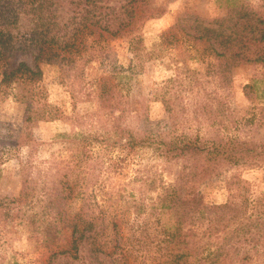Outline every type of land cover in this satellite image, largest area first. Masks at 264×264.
Masks as SVG:
<instances>
[{"label": "rangeland", "instance_id": "rangeland-1", "mask_svg": "<svg viewBox=\"0 0 264 264\" xmlns=\"http://www.w3.org/2000/svg\"><path fill=\"white\" fill-rule=\"evenodd\" d=\"M51 1L45 15L47 22L55 25L52 33L59 44L70 41L77 48L64 53L56 44L45 46L36 88L60 118L48 120L45 112L39 113L38 123L31 127L36 141L33 147H15L10 142L24 126L26 105L17 102L6 86L0 87V264H71L58 254L53 256L67 246L65 236L70 232H55L58 222H53L52 214L43 216L41 204L18 205L13 200L21 198L26 184L52 192L69 185L71 152L59 137L79 133L99 138L110 130L107 123L111 122L108 112L112 107L140 113L141 118L131 113L128 125L135 129L139 119L148 121L155 135L199 137L206 143H264V61H256L264 54L234 46L226 19L232 7L242 4L264 16V0H108L92 8V13H85L89 7L82 0ZM147 9L157 11L144 19L142 13ZM93 14L95 20L102 19V27L111 29L120 28L126 17L132 16L134 36L142 39L147 55L138 60L125 35L111 39L90 22L85 29L79 27L84 15L92 19ZM18 18L15 25L1 28L12 37L14 47L8 49L6 59L11 67L21 61L34 66L31 54L37 51L41 30L30 14L23 11ZM236 52L244 57L234 56ZM90 153L92 163L103 164L102 171L110 161L124 156L126 164L122 172L117 166L118 174L110 178L100 174L99 186L84 183L82 196L67 201L70 220L79 210L87 218L102 209L108 216L104 231L96 230L105 243L99 261L90 258L87 245L82 254L86 259L72 264H169V249L167 243L160 242L164 237L154 225V216L148 233L136 232L139 223L135 222L133 204L128 208L126 200L139 199L141 189H146L140 182L132 183L135 177L158 174L171 184L182 163L166 164L150 150L125 155L97 142ZM236 174L250 183L252 200H264V165L245 164L225 167L188 198L200 196L208 204H223L232 193L230 178ZM126 185V199H110V192L117 195ZM147 195L156 196L149 191ZM145 219L143 215L141 221ZM112 221L118 222V227Z\"/></svg>", "mask_w": 264, "mask_h": 264}, {"label": "trees", "instance_id": "trees-1", "mask_svg": "<svg viewBox=\"0 0 264 264\" xmlns=\"http://www.w3.org/2000/svg\"><path fill=\"white\" fill-rule=\"evenodd\" d=\"M82 1L89 7L85 13H92V8H99L100 3L108 0ZM51 4V0H0V73L2 76L0 87L6 86L17 102L26 105L24 126L16 139L10 141L15 147L34 146L36 141L31 127L38 123L39 113L45 112L48 120L60 118L56 113L57 110L37 92L36 83L42 76L39 63L47 44L58 45L59 49L65 51L64 53H70L71 49L77 47L70 41L59 44L56 35L52 33L55 25L47 22L45 15ZM147 10L146 13H142L144 19L151 18L149 14L154 10L157 11V9ZM23 11L24 15L30 14L36 20L37 29L41 30L39 31L41 41L38 42L37 51L31 54L34 66L21 61L15 67H11L6 56L8 49L14 48L12 37L5 35L1 28L15 25ZM95 17L96 15L93 14V21H90L92 19L84 15L79 27L85 29L88 26L86 22H90L92 26L106 31L111 39L125 35L130 38L129 50L139 58L138 60L147 55L142 39L134 36L132 16H127L126 22L120 28L114 29L109 26L102 27V19L98 17L95 20ZM226 19L229 22L230 36L234 46L264 54V16L259 11L246 4L236 5L229 10ZM79 27H76V31L81 30ZM234 56L244 57L237 52ZM256 61L262 62L264 58L260 56ZM117 110L118 115L115 114ZM131 113L133 112L128 107L110 108L108 121L111 122L107 123L110 130L105 131L99 138L94 134L89 137L79 133L61 135L59 138L71 152L72 162H67L68 170L72 171L71 183L69 185L66 183L53 192L46 187L39 191L36 189L37 186L30 188L26 184L21 198L13 200V203L18 205L41 204L43 216L52 214L53 222H58L59 226L58 224V227L54 226L55 232L61 234L70 232L67 237L65 236L68 241L67 246L53 256L58 254L72 264L86 259L82 254L87 245H90V258L96 261H99L100 256L105 252V243L99 240V232L96 230L103 232L106 228L108 218L106 210L92 212L89 218L81 215L79 210L71 220L66 210V207L68 209L67 201L82 196L86 187L84 183H88L87 186L90 183L99 186L100 174L105 175L107 179L118 174L117 166H121L119 172L124 170L126 156L119 158L117 162L110 161L103 171V164L91 162L90 159L93 157L90 152L97 142L109 150H118L125 155L138 150H150L166 164L182 163L174 183L171 184L165 183L162 176L158 174L135 177L132 183L140 182L146 189L145 191L141 189L139 199L126 200L128 208L133 204L134 214H136L135 222L139 223L136 232L148 233L150 225L148 223H151V218L154 216V225L164 237V241L160 242L167 243L169 249V264H264V200H252L251 186L247 180L239 174L232 175L230 178L232 193L228 201L223 204H208L200 196L195 200L188 198L197 192L204 181L220 175L225 167L240 164L264 165V143L240 140L206 143L199 137L155 135L150 131L149 122L144 123L142 119H139L138 128L130 127L127 122ZM133 114L141 118L140 113ZM100 119L99 115L95 120L97 125ZM3 139L8 140L6 137ZM98 168L101 172L96 173ZM126 191L127 185L124 189L118 190L117 195L114 191L110 192V199L115 196L116 201H123L126 199L125 195L123 196ZM148 191L156 196L147 197ZM33 198H37L36 203L28 202ZM124 212L129 213L130 209H125ZM143 215H146V219L142 222ZM117 217L118 215L115 218ZM140 222H142L141 225ZM123 223L122 219L121 224ZM112 224L115 228L118 227V222L112 221ZM52 227L53 225L48 228ZM140 242L137 240L138 244ZM129 246L132 245L129 244ZM135 247L132 246V250Z\"/></svg>", "mask_w": 264, "mask_h": 264}]
</instances>
